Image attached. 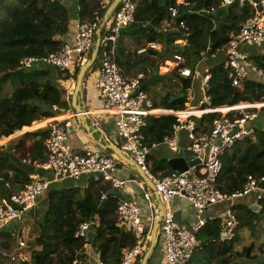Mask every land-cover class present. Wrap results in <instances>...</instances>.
Masks as SVG:
<instances>
[{
  "label": "trees",
  "instance_id": "16d2710c",
  "mask_svg": "<svg viewBox=\"0 0 264 264\" xmlns=\"http://www.w3.org/2000/svg\"><path fill=\"white\" fill-rule=\"evenodd\" d=\"M136 1L138 7L133 29L128 31L123 28L120 36L131 33L137 35L140 43L159 42L163 45L159 55H164L168 60L181 55L183 65L192 71L200 67L206 57L205 61L210 66L208 73L211 75L207 94L211 97L213 108L264 102V81L260 80L264 76L259 77L252 72L255 77L249 74L241 87L234 86L229 79V70L224 66L225 56H212L216 48L227 45L232 34L237 33L242 23L253 13L249 4H241L237 0L229 5H225L223 0H187L188 4H179L178 0ZM171 7L178 10L175 28L163 30L167 26L165 23L173 20ZM97 11L103 13L104 9L100 8L96 0H78L80 21H93ZM71 17L64 0H0V138L56 115L55 105L63 110L70 109L67 99L69 86L65 83L73 82L80 62H77L73 73L52 65L20 69L19 62L25 56L41 57L59 50L67 42L65 37L70 31ZM181 21L188 27V34L179 27ZM178 39L186 40L185 47L176 43ZM106 45H103V50L109 49V45ZM258 49V53H251V60L258 68L264 69V49ZM137 50L127 54V57L135 55L133 66L136 75L145 74L142 89L149 90L164 76L143 68L145 58H141ZM121 55L120 52L117 55L119 61ZM148 63L153 67L158 64V60L151 59ZM202 70L205 73L204 67ZM173 74L180 84V96L172 99L171 93L167 92L155 98L154 105L173 112L184 111L188 102L187 91L193 84V78L182 76L179 67L173 70ZM147 75L149 78L146 80ZM12 78L16 79L15 89L11 94H3L4 86ZM196 87L202 96L200 82ZM222 114V111L217 110L195 117L197 131L208 132L213 120ZM227 115L236 117L234 111ZM177 119L176 114L150 116L144 130L148 145L162 143L166 136L172 137ZM253 124L255 133L238 141L222 157V171L217 186L225 194L242 190L249 175L264 176V107ZM48 132L49 128L27 132V136L34 138L30 147H26L24 138L16 142L12 151H8L5 146L0 147V198L8 199L26 183L45 174L38 163L48 157L45 147ZM148 161L151 171L156 175L164 176L172 172L167 158L159 159L150 153ZM120 199L118 190L104 179H92L85 188L79 185L64 186L61 183L51 186L38 198L36 206L25 218L33 223L32 231L36 234L28 243L31 251L36 248L32 251L31 264H89L83 253L88 240L75 238L74 231L79 222L90 220L94 221L92 229L95 230L92 245L101 252V260L119 263L123 250L136 243L131 233L117 226L116 210ZM233 209L239 220L233 240L227 242L222 238L220 218L210 221L198 234L202 249H206V256L217 264H234L237 257L242 255L255 259L264 253V197L257 206L239 201ZM17 223L11 229L0 230V264H19L12 260V256L20 251L19 241L22 238V225ZM246 240L250 245L244 246L242 252L234 250L237 243ZM256 244L258 252H254ZM214 245L218 246L216 252ZM159 247L160 242L157 249Z\"/></svg>",
  "mask_w": 264,
  "mask_h": 264
},
{
  "label": "built area",
  "instance_id": "2783aa9c",
  "mask_svg": "<svg viewBox=\"0 0 264 264\" xmlns=\"http://www.w3.org/2000/svg\"><path fill=\"white\" fill-rule=\"evenodd\" d=\"M96 1L100 8L106 10L113 0ZM234 1L236 0H223V3L229 5ZM237 1L241 4H249L253 13L242 23L240 30L232 34L227 45L216 48L212 56L218 54L225 56L224 66L229 70L231 83L241 87L243 80L252 72L259 77L264 76V69L258 68L253 63L248 50L249 45L264 49V0ZM182 3L188 4L187 0ZM137 7L136 0H121L112 14L108 29L101 40V43L110 46V50L99 65L93 84L106 110L115 115V137L121 140V150L145 172L154 185V190L148 189L142 180L118 178L116 171L121 159L117 154H108L96 148H88L82 152L74 150L70 144V137L74 130L72 118L77 117L78 114L75 111H65L55 105L56 115L32 124L33 126L44 123L40 126L49 128L45 140L48 157L45 161L38 163V167L43 169L45 174L26 183L8 199L0 198V230L12 221H23L28 212L36 206L38 198L54 183L64 179L87 175L93 180L109 181L114 188L125 192L128 191L131 182L137 181L143 189L145 207L139 206L131 199H121L116 210L118 225L130 232L136 239V243L125 249L119 263L99 260L97 264L137 263L147 248L152 231V228H147L143 222V210L150 211L152 222L156 219L154 194L159 195V200L163 204L159 232L164 256L159 264H191L196 252L202 249V241L198 234L210 221L222 218L224 221L222 238L231 241L235 238L239 225L233 206L250 197L258 204L264 197V176L249 175L243 189L231 194L223 193L217 186L218 177L222 171V157L238 141L255 133L256 127L253 123L264 107V102L213 108L211 97L207 94L211 77L209 70L202 73L198 67L192 71L190 67L183 65L184 60L181 55H175V63L182 76L192 77L193 83L195 79L201 78L202 96L194 103L196 91L192 84L187 91L189 99L186 110L173 112L155 107L148 93L142 89L145 74L139 73L130 78L124 76L115 58L117 38L123 28L135 21ZM170 12L173 20L168 23L166 29L176 25L178 10L176 7H171ZM102 17L103 13L97 11L93 21H80L72 41L65 42L59 50L46 56L21 58L19 68L31 69L39 65H52L62 71L73 73L77 62L81 63L93 47ZM179 27L186 34L189 33L184 21L179 23ZM156 49L158 44L152 42L141 47L137 53L144 55ZM217 110L222 111L223 114L213 120L208 132L199 133L195 117ZM230 111H234L236 117L228 116L227 113ZM166 114L177 115V122L173 126L174 132H186L190 140L187 150L194 155V159H200V162L190 166L184 172L172 171L170 174L159 176L153 173L149 166L148 156L151 150L165 143L169 145L172 152L179 153L180 147L177 141L169 136H166L162 143H153L149 146L144 130L150 116L160 117ZM13 135L16 134L3 136L0 140L11 139L9 137ZM47 173L51 175L47 176ZM175 197L186 199L194 208L195 220L189 226L179 224L175 219L172 205ZM218 205H224L222 211L210 214L209 210ZM93 223V220L79 222L75 227L74 237L87 239ZM19 246L20 251L12 256V260L19 264H31L30 245L20 240Z\"/></svg>",
  "mask_w": 264,
  "mask_h": 264
},
{
  "label": "crops",
  "instance_id": "0c3cea01",
  "mask_svg": "<svg viewBox=\"0 0 264 264\" xmlns=\"http://www.w3.org/2000/svg\"><path fill=\"white\" fill-rule=\"evenodd\" d=\"M182 1H184V0H178V3L180 4V3H182ZM68 2L70 4H74V5L76 3L75 10H73L71 12L72 17H71V21H70V31H69V34L65 37V41H72L75 37L76 31H77V24L80 22V19L78 17V0H64V3L69 8ZM105 11L106 10H104V12H103V17H102V20H101V23L99 26V28H101L102 37L105 35V33L107 31L108 24L110 21V19H109L105 24H103ZM133 23L126 26L125 29L128 31L130 29H133V27H132ZM165 25H168V23L167 24L165 23ZM164 28H163V30H167L166 29L167 26ZM173 28H175V27H173ZM98 30H97V33H98ZM138 36L140 38L142 37L141 35H138ZM96 39H97V34H96L95 42H96ZM154 43L158 44V49L152 50L148 54L141 55V58H145L143 61L145 63L142 65V67L149 69V70L152 69L154 71V74H159L160 76H164V79H160V81L156 82L153 86H151L149 90H146V89L145 90L147 91L148 95L150 96V98L153 101L155 98L158 99L162 95H165L167 92L171 93L172 99H175L178 96H180V95H178L180 84H179L178 79L173 74V70L176 69V67L178 68V65H176V63H175V57H174V59L168 60L164 57V55H159L158 53L163 49V45L159 42H154ZM176 43L182 44L183 47H185L187 42L184 39H178L176 41ZM148 44H146L145 42L140 43V41H138V39H137V35L134 36L131 33H128L127 35L122 34L121 36L120 35L118 36L117 41H116V47H115V58H116L118 66H119V68H120V70L124 76L130 78V77L135 76L137 73L135 67L133 66V64L135 63V60L133 59L135 57V55L132 58H129V57H127V54H129L130 52H135L136 49L139 50L141 47H144V45L147 46ZM94 45H95V43H94ZM94 45L91 48V50L87 53V55L85 56L84 60L81 63L84 64L87 60L90 59ZM103 45L107 46L106 44L101 43L100 48H99V53L97 56V62L94 65L93 69L88 70V72L86 74V78L84 80V84H83V91L81 94L78 95V98H77V103L82 107L83 111L84 112L86 111V112L83 113L82 116L79 115L77 117L72 118L74 130H73V133L70 137V144L72 145L74 150H76L78 152H82L83 150H86L88 148H96V149H100L101 151L108 153V154L114 153L113 149H111L109 147L110 145L116 146V147L121 149V145H120L121 140L115 137V126H114L115 115L106 110V108L103 105V100L99 97L98 91L93 84L95 73H96L97 69L99 68V65L101 64L102 60L109 53V50H110V46H109V49L107 47V50H103L102 49ZM119 52H120V55H121V52L123 53L121 55L122 59L120 61L117 59V55ZM151 59L152 60L157 59L158 64L156 66H153V67H151V65H149V63L146 64ZM81 66L79 65V68H81ZM203 67H204L205 72H206V70H209V68H210V66L208 65V62H206L205 60H203L200 63V67H199V70L202 73H204L202 70ZM148 78H149V76L147 75L146 80ZM199 79L201 81V78H199ZM65 84H66V86H69V92L67 95V99L70 102V109L69 110L75 111L76 109H75V106L72 102V98H73V94H74V90H75V84L73 82L72 83L66 82ZM198 86H199V84H198ZM196 89H197V87H196ZM154 91H156L157 93H153ZM159 108H161V107H159ZM161 109H165V108H161ZM39 125H44V123L39 124ZM31 128L32 127H27L24 130L28 131ZM24 130H21V131H24ZM13 136L17 137V133H16V135H13ZM170 138L177 141V143L180 147L179 153H175V152L171 151L173 155L172 154L169 156L162 155L161 147L165 146V145H167L169 147V145L165 144V143L160 144L157 148L152 149L150 153L159 159L160 158L161 159L167 158L169 160V159L176 157V156H183L186 160L194 159V157H193L194 155L191 154V152L187 150V146L189 145L190 140L188 139L185 131H179L177 133L174 132V135ZM11 144H12V142H11ZM15 144H13V145L16 147ZM184 144L186 145V147L183 146ZM6 145H5V147H6ZM169 150H170V148H169ZM185 152H189L191 156L188 157ZM126 155L128 157H130L128 154H126ZM50 175L51 174L47 173V176H50ZM116 176L118 178H121V179L136 178L139 181L142 180V181H144L145 186L148 189L153 190L152 188L149 187L147 182L140 176V174L132 166L127 164L122 159H121V163L119 164V168L116 171ZM92 179L93 178L90 176L83 175L79 178L64 179L58 183H61V185L64 184V186L79 185V186H82L85 188L89 185V182ZM54 184H56V183H54ZM117 190H118L119 194L121 195V199H131V200L135 201L139 206H141L143 208L145 207L146 201L143 197V189L140 187V185L138 184L137 181L131 182L129 185V189L126 192L121 190V189H117ZM244 201H246L250 205L255 204V201L252 197H250ZM153 202L155 204L154 211L157 212V213H155L156 214L155 221L152 222V220L150 219V211L149 210L144 209L142 212L143 222H144L145 226L147 228L151 227L152 231H151L150 237L148 239L147 248L140 258H143L145 252L149 248L153 228L155 226V222L157 220V217H159V214H160V200L158 199V196L156 194H154V196H153ZM172 205H173V208L175 211V219L179 224H182L184 226H189L192 222H194L195 211H194V208L192 207V205L189 201H187L184 198L175 197L172 200ZM223 208H224V205L214 206L213 208H211L209 210V213L210 214L219 213L220 211H222ZM116 218H117V214H116ZM220 219L222 221V225H221L222 226V235L221 236H223L224 221L222 220V218H220ZM160 223H161V221H160ZM117 226H119L118 220H117ZM159 229H160V226H159ZM159 229H158L157 245L160 242V247L157 249V245H156L154 253L150 257L148 264H150V263L151 264H159V262L163 259V256H164V251H163V246L161 244V238H160V232H159L160 230ZM92 230H94V229H92ZM87 240H88V238H87ZM227 242H229V241H227ZM257 244H258V241H257ZM257 244H256V247L254 249V252H258ZM249 245H250V242L248 240H246L245 242L237 243L235 245L234 250L237 252H242L243 247L249 246ZM216 248H218V246L215 247V245H214L215 252H216ZM205 250L206 249H200L199 251H197L191 264H217L216 261H211L210 260L211 258L206 256L207 252ZM124 251L125 250H123V253H124ZM83 253L85 254V259L87 260V262L89 264H97L98 261L101 260V252L98 251L97 247L93 246L92 243L88 242L86 244V246L83 250ZM80 259H81V257H80ZM139 259L137 260V263L139 262ZM141 261H140V263H141ZM260 262H264V253L259 254L258 257L255 259H249L245 255H242L240 257H237L234 264H258Z\"/></svg>",
  "mask_w": 264,
  "mask_h": 264
},
{
  "label": "water",
  "instance_id": "95a60500",
  "mask_svg": "<svg viewBox=\"0 0 264 264\" xmlns=\"http://www.w3.org/2000/svg\"><path fill=\"white\" fill-rule=\"evenodd\" d=\"M120 1L121 0H113L111 2V4L107 7V9L105 11V15H104L103 24H105L111 18L112 14L114 13V11L117 8V6L120 3ZM101 40H102V34H101V28H99L98 33H97V39H96V42H95L91 57H90L89 60H87L81 66V68L79 69V72L77 74V79H76L75 90H74L72 102H73V104L75 106V109H76L75 112L78 114V116L79 115L82 116L84 111H83L82 107L77 103V98H78V95L81 94L82 91H83V84H84V80L86 78V74H87L88 70L92 69L94 67V65L96 64V62H97V56H98V53H99ZM109 147L111 149H113V152L115 154H117L120 159H122L127 164L132 166L140 174V176L147 182L149 187L154 190V185L152 184V182L150 181L148 176L133 161V159L128 157L120 148H118L116 146H113V145H110ZM5 148L8 151H12V150L15 149V146L13 144H11V143H8ZM199 162H200V159H198V158L192 159V160H186L183 156H176V157H173V158L169 159V165H170L172 171H179V172H184L190 166L196 165ZM156 195L158 196V199H159V195L158 194H156ZM254 205L257 206V203H255ZM162 216H163V204L160 202V214H159V217L156 220L155 226L153 228V232H152V235H151V241H150L149 248L145 252L140 264H148L150 257L154 253V250H155L157 242H158V229H159V226H160V221L162 219ZM94 236H95V231L94 230H90L89 233H88V242L89 243H92V241L94 239ZM37 263H39V256H37Z\"/></svg>",
  "mask_w": 264,
  "mask_h": 264
},
{
  "label": "rangeland",
  "instance_id": "374dc122",
  "mask_svg": "<svg viewBox=\"0 0 264 264\" xmlns=\"http://www.w3.org/2000/svg\"><path fill=\"white\" fill-rule=\"evenodd\" d=\"M69 3V2H68ZM67 3V4H68ZM68 6H69V9H70V11L72 12L73 10H75V7H76V3H75V5L74 4H68ZM248 50L250 51V53H252V54H255V53H258L259 52V49L256 47V46H252V45H249L248 46ZM92 52H93V49H92ZM92 54V53H91ZM103 54V53H102ZM211 63V62H210ZM214 63V62H213ZM83 63H80V66L82 65ZM80 69V68H79ZM79 69L77 70V73L75 72V74H76V77L74 78V80H73V83L74 84H76V79H77V74H78V72H79ZM250 76L251 77H255L252 73H250ZM260 80H262V81H264V78H262V79H260ZM15 82H16V79H10L7 83H6V85L4 86V90H3V94L5 93V94H11L12 93V91L15 89V86H16V84H15ZM199 82H200V79L198 78V79H195L194 80V83H193V87H196L198 84H199ZM73 85V84H72ZM200 88V87H199ZM201 89V88H200ZM196 91H197V89H196ZM153 93H157L156 91H154ZM198 93H199V96H198ZM200 96H201V93L199 92V91H197V95H196V99H195V101L197 100V98L199 97L200 98ZM189 99V98H188ZM194 101V103H196ZM154 102V101H153ZM186 106L188 107V104L186 103ZM262 110V109H261ZM70 111H72V110H70ZM48 126V125H47ZM39 128H45V127H43V126H40V125H38V124H36V125H33L32 126V128L31 129H29L28 131H26V130H24V131H18V132H16V133H18V135H17V137H15V136H13V137H9V138H11V139H5V138H2V140H0V144H2V145H0V147H2V146H5L6 144H8V143H11L12 142V144H15L20 138H24V140H25V145H26V147H30L31 145H32V143H33V141H34V138L33 137H31V136H27L26 135V133L27 132H29V131H34V130H37V129H39ZM15 133V134H16ZM184 147H186V145L184 144L183 145ZM161 149H162V155H164V156H169V155H171L172 154V152H171V150H169V147L167 146V145H165V146H162L161 147ZM186 153V155L188 156V157H190L191 155H190V153L189 152H185ZM192 154V153H191ZM173 155V154H172ZM151 162V161H150ZM155 212V211H154ZM155 213H157V212H155ZM157 219H158V217H157ZM16 223H17V220H15V221H12L11 223H9L8 225H6L5 226V228H7V229H11V228H13L15 225H16ZM17 224H20V225H22V228H21V230H22V233H21V237L22 238H20L21 240H24L26 243H29V240H33L35 237H36V234L32 231V229H33V223L30 221V220H28V219H24L23 221H20V222H18ZM14 230V229H13ZM34 249H36L35 247H34ZM33 249V250H34ZM32 250V251H33ZM32 251H31V255H32Z\"/></svg>",
  "mask_w": 264,
  "mask_h": 264
}]
</instances>
